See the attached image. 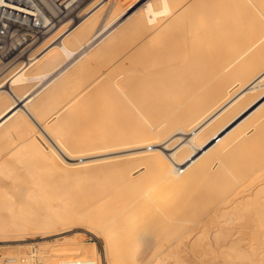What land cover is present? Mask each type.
I'll return each mask as SVG.
<instances>
[{
  "label": "bare ground",
  "instance_id": "1",
  "mask_svg": "<svg viewBox=\"0 0 264 264\" xmlns=\"http://www.w3.org/2000/svg\"><path fill=\"white\" fill-rule=\"evenodd\" d=\"M260 5L88 0L61 19L0 86V242L81 224L108 264H264ZM75 236L0 247L25 264H98Z\"/></svg>",
  "mask_w": 264,
  "mask_h": 264
},
{
  "label": "built area",
  "instance_id": "2",
  "mask_svg": "<svg viewBox=\"0 0 264 264\" xmlns=\"http://www.w3.org/2000/svg\"><path fill=\"white\" fill-rule=\"evenodd\" d=\"M85 0H0V86L10 90L15 72L31 62L32 51ZM26 64V65H25ZM3 257L0 264H25Z\"/></svg>",
  "mask_w": 264,
  "mask_h": 264
},
{
  "label": "rangeland",
  "instance_id": "3",
  "mask_svg": "<svg viewBox=\"0 0 264 264\" xmlns=\"http://www.w3.org/2000/svg\"><path fill=\"white\" fill-rule=\"evenodd\" d=\"M262 2H264V0H260V6H264L263 5V3ZM85 3L86 2H84L79 8H77L72 14H70V15H68V17H72V18H74V20L76 19V16H77V14H78V11L80 10V9H82L83 7H84V5H85ZM110 3L111 2H109V3H107L105 6H103V11H102V14H101V16H104V12L106 11V8L110 5ZM78 10V11H77ZM105 10V11H104ZM81 11H83V9L82 10H80L79 11V15H81L82 16V14L84 13V11L83 12H81ZM82 13V14H81ZM76 15V16H75ZM81 16H78L77 18H80ZM244 20L246 19V18H243ZM241 20L240 21V26H241V24L243 23L242 21H244V20ZM246 22V23H245ZM244 23L245 24H247L248 22L247 21H245ZM74 23V22H73ZM72 23V24H73ZM243 23V26L245 25ZM248 25V24H247ZM247 25H245L244 27L245 28H247L248 26ZM243 26L241 27L242 29H243ZM111 30V28L109 29V30H107L106 31V33L108 32V31H110ZM244 30V29H243ZM245 30H247V29H245ZM246 32V31H245ZM244 32V33H245ZM105 33V34H106ZM243 33V32H242ZM246 35V34H245ZM102 37V36H101ZM98 41V40H97ZM97 41L95 42H93V45L95 44V43H97ZM92 46V44H89L88 45V47L87 46H84V50L81 52V54H79L77 57H79L80 55H82L83 53H85L90 47ZM87 47V48H86ZM86 48V49H85ZM249 55L251 56V53H249ZM250 56H248V54H247V57L248 58H250ZM243 59H247L246 58V56L245 57H243ZM242 59V60H243ZM242 60H240V62H243L242 64L240 63H238L239 64V66L240 65H243L244 63V66H243V69H246L245 71H249V73H256V72H253V70H256V68H253L254 67V64L252 65V63L253 62H250L248 59V61L247 62H245L244 60L242 61ZM247 63V64H246ZM250 63V64H249ZM238 64H236L237 66H238ZM249 64V65H248ZM248 65V66H247ZM252 65V66H251ZM238 66V67H239ZM246 66V67H245ZM249 66H251V69L253 68V70L251 71V69H250V67ZM236 67V66H235ZM241 68H242V66H241ZM247 68H249V69H247ZM235 69V68H234ZM252 74V75H253ZM259 91H261V90H259ZM216 141V140H215ZM46 176V175H45ZM48 176V175H47ZM79 225V226H78ZM59 228V227H58ZM86 226L85 225H81V224H75V225H71V227L69 226V229L68 230H66V231H64L63 233H58V234H53V232L52 233H50V234H48V235H46V236H43L42 234H40V232H34L33 230H35L36 231V229H34V228H32L31 229V227L29 228H26L25 230H23L22 232H21V234H19V235H15L14 234V236H10L11 237V239H14V237L15 238H19V239H22V240H20V241H6V242H0V245L1 246H3V245H9V247H7L8 249H15L16 247H20L19 249H23L25 252H27V254H30L31 253V251L32 252H34V253H37V251H39V252H41V251H44V250H46V249H49V248H52V249H54V248H61V247H65V246H63L64 244L63 243H60V241H63L64 240V238L66 239H70L71 237H74L75 235V237H77L78 239H80L84 244H86V245H92L93 246V248L96 250V253H97V260H98V264H108V260L105 258V256H104V251H103V239L101 238V236H99V235H95L94 233H91L90 231H88V230H86ZM8 232V231H7ZM13 232H12V230L10 231L9 230V232H8V234H12ZM78 233V234H77ZM82 236V237H81ZM60 245H62V246H60ZM66 245V244H65ZM69 245H67L66 247H68ZM0 250L2 251V248L0 247ZM42 253V252H41ZM2 254H5V253H3V251H2ZM35 258H36V262L38 261L37 260V257H36V255L34 256Z\"/></svg>",
  "mask_w": 264,
  "mask_h": 264
},
{
  "label": "crops",
  "instance_id": "4",
  "mask_svg": "<svg viewBox=\"0 0 264 264\" xmlns=\"http://www.w3.org/2000/svg\"><path fill=\"white\" fill-rule=\"evenodd\" d=\"M86 2L88 1V0H85ZM84 1V2H85ZM106 15H105V13H104V17H105ZM103 16H102V18H103V22L101 23V25L99 26V28H102L103 26V24H104V22H105V20H106V18H107V16H106V18H104ZM74 19V18H73ZM101 19V18H100ZM105 19V20H104ZM76 20V19H75ZM75 23V22H74ZM73 23V24H74ZM73 24H71L70 26H69V28L73 25ZM72 28V27H71ZM70 28V29H71ZM99 32H100V30L98 29V26H97V28L95 29V35H97V34H99ZM105 35V34H104Z\"/></svg>",
  "mask_w": 264,
  "mask_h": 264
}]
</instances>
